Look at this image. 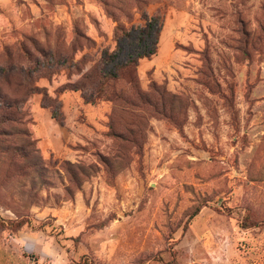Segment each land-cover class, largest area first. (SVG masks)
Here are the masks:
<instances>
[{"label": "rangeland", "instance_id": "rangeland-1", "mask_svg": "<svg viewBox=\"0 0 264 264\" xmlns=\"http://www.w3.org/2000/svg\"><path fill=\"white\" fill-rule=\"evenodd\" d=\"M0 89V264H264V0H0Z\"/></svg>", "mask_w": 264, "mask_h": 264}, {"label": "trees", "instance_id": "trees-1", "mask_svg": "<svg viewBox=\"0 0 264 264\" xmlns=\"http://www.w3.org/2000/svg\"><path fill=\"white\" fill-rule=\"evenodd\" d=\"M142 19L144 20L143 26L136 25L131 26L130 28H124L122 26H117L114 37L116 40V49L108 52L107 50L102 51L101 53V64L102 71L99 74V79L96 84L93 85L94 89L102 91V87L107 79L118 78L121 74H132L136 70L137 63L140 58L148 57L151 55L157 43V38L159 34V26L162 23L161 16L158 13L153 15H148L146 12H143ZM136 28L138 31L136 38L132 41V45H135L134 54L128 55V57L121 63L115 64L111 69L106 68L114 58L115 51L119 49L118 41L122 38L128 37L132 29ZM33 89L29 88L23 91V96L31 93ZM21 96L19 99H9L7 93H4L0 89V111L2 112V118L4 120H9L14 114L19 112L20 107L22 106V101L24 97ZM96 97L86 98L93 101ZM53 117H56V111L52 110ZM18 223V222H17ZM20 225V224H19Z\"/></svg>", "mask_w": 264, "mask_h": 264}]
</instances>
